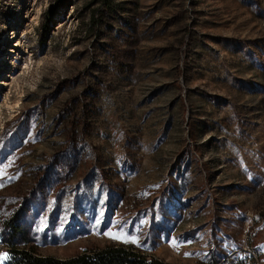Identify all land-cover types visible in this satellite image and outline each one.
Segmentation results:
<instances>
[{"label":"rangeland","instance_id":"obj_1","mask_svg":"<svg viewBox=\"0 0 264 264\" xmlns=\"http://www.w3.org/2000/svg\"><path fill=\"white\" fill-rule=\"evenodd\" d=\"M103 2L0 0V264H264V0Z\"/></svg>","mask_w":264,"mask_h":264},{"label":"trees","instance_id":"obj_2","mask_svg":"<svg viewBox=\"0 0 264 264\" xmlns=\"http://www.w3.org/2000/svg\"><path fill=\"white\" fill-rule=\"evenodd\" d=\"M113 0H104L103 5L107 8L112 6ZM15 235L21 234L17 225L11 226ZM22 240L25 241L23 237ZM8 258L3 264H147L145 258L139 253L124 246H110L98 252L82 254L68 260L54 257H45L34 248H20L11 244Z\"/></svg>","mask_w":264,"mask_h":264},{"label":"built area","instance_id":"obj_3","mask_svg":"<svg viewBox=\"0 0 264 264\" xmlns=\"http://www.w3.org/2000/svg\"><path fill=\"white\" fill-rule=\"evenodd\" d=\"M249 233L246 230L245 232V239H246V244L250 243V239H249ZM244 244V245H246ZM246 246H244V248L240 251L237 252H233L232 254H230L229 256H227L225 259L219 261V262H214V263H204V264H261L260 262H258V259L256 257L255 254H252L250 251H248L246 248ZM240 252H244L249 254V256H247V258L245 259H240L238 256H236L237 253ZM139 255L143 258H145L146 263L147 264H167L166 262H164L163 260L158 259L155 256H150L149 253H139ZM254 258H256L255 260H253Z\"/></svg>","mask_w":264,"mask_h":264},{"label":"snow or ice","instance_id":"obj_4","mask_svg":"<svg viewBox=\"0 0 264 264\" xmlns=\"http://www.w3.org/2000/svg\"><path fill=\"white\" fill-rule=\"evenodd\" d=\"M97 223H99V221H97ZM106 235H111V233H108L106 232L105 233ZM113 238H121V236L118 234L116 236H113ZM124 238L127 240V239H132L133 241H135V238L134 237H130L128 234H124ZM6 256V254H5Z\"/></svg>","mask_w":264,"mask_h":264}]
</instances>
